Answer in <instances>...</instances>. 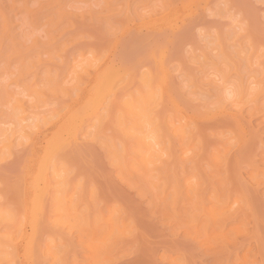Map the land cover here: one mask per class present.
Wrapping results in <instances>:
<instances>
[{"label": "rangeland", "instance_id": "obj_1", "mask_svg": "<svg viewBox=\"0 0 264 264\" xmlns=\"http://www.w3.org/2000/svg\"><path fill=\"white\" fill-rule=\"evenodd\" d=\"M109 67L104 118L81 115L53 157L71 209L48 195L37 221L47 137ZM148 73L174 137L154 164L120 127ZM0 206L15 213L7 264H264V0H0Z\"/></svg>", "mask_w": 264, "mask_h": 264}, {"label": "bare ground", "instance_id": "obj_2", "mask_svg": "<svg viewBox=\"0 0 264 264\" xmlns=\"http://www.w3.org/2000/svg\"><path fill=\"white\" fill-rule=\"evenodd\" d=\"M110 66V65H109ZM108 67V66H107ZM87 68V67H86ZM109 69L110 70H108V69H106V70H102L101 71V73H99L98 72V77L97 78H99V82L98 83H96V86L93 88L92 87V90H91V92H89L90 94H88L87 96L88 97H86L85 96V99L83 100L84 102H85V104H84V102H82V103H80V104H82V105H80V107H78V108H74L75 109V111L73 110L72 112L71 111H69V114L70 115H68V113H66L65 114V112H67V111H65L64 112V114H65V116H66V118L63 116V122H60L59 121V124H57V125H59L58 127H57V131L58 132H53L52 133V135H50L51 137H47V138H45V139H47L46 140V145H44L45 146V148H44V151H43V155L42 156H40L42 159H43V161H42V163H41V165H40V161H39V169H37L38 170V172L36 173V174H34L33 176H31V189H33L32 191H33V193L32 194H34V195H32L33 196V198H30V199H32L31 200V202H30V208H33V209H31V211H30V213L31 212H33L32 214H34V215H32V217L31 218H33V219H36L37 218V216H35L36 214L34 213V212H36L37 213V215H39V213L38 212H40V216H42L41 215V211L42 210H44L43 209V207H44V205H45V203L47 202H45L44 203V205H43V203L41 204V201H43L45 198H49V196L48 195H50V198L52 197V198H54V199H56V200H58V203H60V204H63L64 206H65V210L67 211V212H69L70 211V209H71V207L69 206V203H68V201H69V196H68V193H67V189H66V187H65V181H64V179L62 178H60L59 177V175H58V170H57V166H56V163H55V161H54V159H53V157H54V154H55V151L57 150V149H59V148H61L62 146H64L65 145V143L69 140V139H76V134H77V130H79V129H81V128H79L81 125H82V120H83V115H84V113H85V115L84 116H88L89 117V114H93L94 116H95V118H97V120H99V119H101L102 117L104 118V116H101V115H104V114H102L103 113V111L102 112H100V109H102L103 108V110H104V113H106V111L105 110H107L106 108L108 107L107 105H109V106H111L109 103L107 104V101L112 97V94L113 93H115V94H113L114 95V97L113 98H115V95H117V90H116V87H118V89H119V86L116 84V86L114 87V90H112V92L111 91H105V86H102L101 87V85H103L102 84V82H103V80H105L106 78H108V77H110V76H112L111 74H112V72L113 71H116V70H113L112 69V67L110 68L109 67ZM113 70V71H112ZM109 71V72H108ZM111 71V72H110ZM115 73V72H114ZM108 75V76H107ZM110 75V76H109ZM97 76V75H96ZM116 76V75H115ZM115 76H113V77H115ZM143 76H145V78H143L142 80H143V83H142V87H140V85H135V86H138L137 87V92H136V90H135V92L134 91H132V92H129L127 95H128V98L126 99V101H125V105H126V107H128V110H130L129 112H128V115L127 114H124L123 112L124 111H122L121 110V112H122V115L120 114V118H122V119H120L121 121H120V127H121V125L123 124L124 125V127L125 126H127V128H128V126H129V128L128 129H130V128H133L134 129V133H135V135H134V133H132L131 131L132 130H130V133H132L131 135L133 136H131L132 138H130V137H128L129 138V140L131 139V142H130V144L131 145H133L134 144V146H132L131 147V151H132V149L134 150L135 149V147H139V149H140V151H139V149H138V151L139 152H141L142 150H143V152L145 151L146 153V156H148V158L150 159V161L152 160V162H153V164H154V162H155V158H157L158 157V154H159V151H158V149H157V145H163L162 147H166V142L168 141V140H170L169 139V137H172V136H170L169 135V132H166L165 131V128H163V131H162V128H160L159 129V125H161V124H157L158 123V121H157V119H153L152 118V115H153V112H154V110H151V108H153L154 109V106L156 105V103H155V101H157V97H159L160 95L158 94V96L156 97V95H157V91H156V89H155V87H154V85H153V80L156 78V77H154L153 78V76H152V74H147V75H143ZM106 77V78H105ZM118 77V76H117ZM112 78V77H111ZM102 81H101V80ZM113 79V78H112ZM115 79V78H114ZM119 79H121V78H119ZM106 80H108V79H106ZM106 80H105V83H107L106 82ZM124 80V79H123ZM157 80V79H156ZM162 80V79H161ZM109 81V80H108ZM127 80H126V78H125V80H124V82H126ZM128 81H129V83H130V79H128ZM138 80H136V82H137ZM111 82H112V80H111ZM111 82H109V84H111ZM123 82V81H122ZM115 83V82H114ZM127 83V82H126ZM125 83V84H126ZM138 83V82H137ZM159 83V82H158ZM121 83H119V85H120ZM128 84V83H127ZM140 84V83H139ZM98 85V86H97ZM162 85V84H161ZM107 86V85H106ZM110 86V85H109ZM160 86V85H159ZM97 87H99V90L97 89ZM113 87V86H112ZM112 87H111V89H112ZM139 87H140V89H142V90H140L139 89ZM172 87V86H171ZM93 89H94V91H96V93H94V91H93ZM97 89V90H96ZM106 89H107V87H106ZM158 89H159V87H158ZM172 89H173V87H172ZM101 92V95H103V96H101V95H99V93H97V92ZM105 91V93H103L102 94V92H104ZM170 91V90H169ZM175 91H176V89H175ZM109 92V94L107 95V93ZM172 92L174 93V89L172 90ZM179 92V91H178ZM82 93V92H81ZM93 93L95 94V95H93ZM76 94V93H75ZM109 96L108 98H107V101H106V103H105V100L106 99H104V96ZM175 95V94H174ZM178 95H180V94H178ZM181 96V95H180ZM103 97V98H102ZM154 97H156V98H154ZM181 97H183V96H181ZM78 99V98H77ZM87 99V100H86ZM103 99V100H102ZM112 100V99H111ZM104 101V104H105V106H107L106 108L105 107H103L102 105H101V103ZM110 101V100H109ZM79 102V101H78ZM152 102H154V103H152ZM184 102V101H183ZM75 103H76V101H75ZM129 104V106H128V104ZM151 103L153 104L152 106H151ZM107 104V105H106ZM84 105H86V107H87V109H86V107H84ZM61 106V105H60ZM70 106H71V104H70ZM75 106V105H74ZM73 107V106H72ZM102 107V108H101ZM63 108V107H62ZM82 108V109H81ZM85 108V109H84ZM109 108V107H108ZM71 109V108H70ZM59 110V109H58ZM62 110V109H61ZM72 110V109H71ZM82 110V111H81ZM109 110V109H108ZM80 111V112H79ZM83 111H85V112H83ZM47 112V111H46ZM60 112V111H59ZM58 112V113H59ZM62 112V111H61ZM77 112V113H76ZM99 112V113H98ZM151 112H152V114H151ZM49 113V112H48ZM47 113V116L49 115V114H52V115H54V113H52L51 112V110H50V113L48 114ZM79 113V114H78ZM96 113V114H95ZM44 114H46V113H44ZM43 114V117L45 116ZM75 114V115H74ZM56 115V114H55ZM77 115V116H76ZM79 115L81 116V117H79ZM92 115V116H93ZM101 116L100 118H98L99 116ZM58 116V115H57ZM61 116V115H60ZM91 116V115H90ZM91 116V117H92ZM97 116V117H96ZM123 116V117H122ZM26 117V116H25ZM40 117V119H44V118H41L42 117V115L41 116H38V118ZM49 117H50V115H49ZM52 117V116H51ZM59 117V116H58ZM57 117V118H58ZM78 117V118H77ZM91 117H89V120H90V118ZM128 117V118H127ZM155 117V116H154ZM233 117V116H232ZM235 117V116H234ZM233 117V118H234ZM24 118V117H23ZM37 118V117H36ZM35 118V119H36ZM56 118V117H55ZM60 118V117H59ZM65 118V119H64ZM82 120H81V119ZM85 118V117H84ZM94 118V119H95ZM153 120H152V119ZM236 119L237 118H239V117H235ZM86 120H87V118H85ZM93 119V117H92V120H94ZM125 119H130V120H132L131 122H130V120L129 121H125ZM39 120V119H38ZM45 120H46V118H45ZM50 120H51V118H50ZM56 119H53V121H55ZM234 120V119H233ZM239 120V119H238ZM34 121H36V120H34ZM44 121V120H43ZM79 121V122H78ZM101 121V120H100ZM149 121H150V123L151 124H149ZM151 121H153V123L151 122ZM38 122L41 124V122H40V120L39 121H36V124H35V122H33L34 124L33 125H35V126H39L38 125ZM51 122V121H50ZM56 122V121H55ZM129 122V123H128ZM49 124V120H46V123L45 124ZM52 123H54V122H52ZM57 123V122H56ZM81 123V124H80ZM84 123H85V121H84ZM83 123V124H84ZM89 122H88V120H87V123L86 124H88ZM118 123V122H117ZM168 123H169V121H168ZM167 123V124H168ZM172 123V122H171ZM32 124V123H31ZM43 124H44V122H43ZM44 124V125H45ZM80 124V125H79ZM86 124H84V125H86ZM90 124H91V122H90ZM89 124V125H90ZM27 125H29V123L27 124ZM32 125V126H33ZM42 125V124H41ZM40 125V126H41ZM88 125V126H89ZM150 125H152V126H150ZM164 125V124H163ZM22 126V124L20 125V127ZM24 126H26V124L24 125ZM23 126V127H24ZM31 126V125H30ZM79 126V127H78ZM165 126V125H164ZM21 128V129H24V128ZM37 127H35V128H37ZM42 127V126H41ZM46 127V126H45ZM55 127H56V125H55ZM87 127V126H86ZM158 127V128H157ZM161 127V126H160ZM185 127H186V124H184V123H180L179 125H174V123H172L171 125H170V133L172 132V135H178V137H182V133H183V131H184V129H185ZM30 128V127H29ZM44 128V127H43ZM121 128H123V126L121 127ZM26 129H27V126H26ZM59 129H61L60 131H59ZM84 129V128H83ZM124 129H126V128H124ZM33 130V129H32ZM39 130V129H38ZM55 130V129H54ZM159 130H161V131H159ZM28 132V131H27ZM27 132H26V134H27ZM46 132V131H45ZM123 132V131H122ZM33 133V132H32ZM31 133V134H32ZM126 133H127V131H126ZM166 133V134H165ZM174 133V134H173ZM6 134V133H5ZM28 136H29V134H27ZM167 135V136H166ZM181 135V136H180ZM6 136V135H5ZM4 136V137H5ZM123 136H125V135H123ZM120 137V138H124V137ZM172 138H174V137H172ZM7 139V138H6ZM28 140H30V137L28 138ZM27 140V141H28ZM123 140H125V142H126V145H127V140L126 139H123ZM123 140L121 141V139H120V143H121V147H122V151H123V157H126V154H127V150H126V147H125V143L123 142ZM132 140H133V144H132ZM6 141V140H5ZM25 141V140H24ZM23 142V141H22ZM123 142V143H122ZM4 143V142H3ZM7 143V141L4 143V144H6ZM34 143V142H33ZM30 147V146H29ZM129 147V146H128ZM169 147V146H168ZM25 148H26V146H25ZM2 149H3V147H2ZM5 149H7V148H5ZM109 152H110V150H111V152H112V154L113 153H115L116 155H118V157H119V154H120V149H119V147H109ZM125 150H126V152H125ZM2 151H4V150H2ZM130 151V152H131ZM136 151V150H135ZM110 152V153H111ZM28 153V152H27ZM126 153V154H125ZM131 153H134V152H131ZM139 155V154H138ZM130 156V155H129ZM134 156V155H133ZM132 156V157H133ZM40 157H39V159H40ZM117 157V156H116ZM117 157V158H118ZM138 157V156H137ZM32 158V157H31ZM133 160H134V162L136 163V160L134 159V157L132 158ZM2 160V159H1ZM41 160V159H40ZM123 161H125V159H123L122 158V163H123ZM129 161V160H128ZM127 161V162H128ZM132 161V160H131ZM45 163V164H44ZM131 163V162H130ZM47 164H49V167L48 168H53L52 170H54L55 171V173H57L56 175H54V177L53 176H49L48 175V172H47ZM124 164H126V161H125V163ZM138 164V163H137ZM131 165V164H130ZM139 165V164H138ZM126 166V165H125ZM134 166V165H133ZM149 166H151V164H149ZM148 166V167H149ZM127 167H129V166H127ZM50 168V169H51ZM131 168V167H130ZM130 170V169H129ZM139 170V169H138ZM143 170V169H142ZM146 170H147V168H146ZM53 171V172H54ZM131 171H132V169H131ZM35 172V171H34ZM51 171L49 170V173H50ZM28 173V172H27ZM52 175V174H51ZM57 176V177H56ZM25 181V180H24ZM23 193V192H22ZM52 195V196H51ZM47 196V197H46ZM68 196V197H67ZM45 197V198H44ZM68 198V201L66 200ZM65 200H66V202H65ZM30 201V200H29ZM45 201V200H44ZM60 201V202H59ZM54 202H57V201H54ZM31 203H32V205H31ZM48 203V202H47ZM25 204V203H24ZM34 204V205H33ZM40 204L42 205V209H39V208H41V206H40ZM49 204V203H48ZM22 205V204H21ZM54 205V204H53ZM57 205V204H56ZM27 206V205H26ZM34 206V207H33ZM49 206V205H48ZM47 206V207H48ZM59 206V205H58ZM0 207H2V206H0ZM70 207V208H69ZM7 207H5V208H0V264H7V256L9 257L8 259H9V261H13L11 258H13L14 259V257H12V255L14 254V251H13V249H10L11 248V244H9V243H11L12 241H10L9 239H11V235L9 236V233H11V232H7V217H9V215L11 214L12 216H11V219H9L8 221H12L13 220V214H15L14 212H11L8 216H7V210L8 209H6ZM36 208H38V209H36ZM35 209V210H34ZM53 209V208H52ZM37 210V211H36ZM41 210V211H40ZM46 210H48V212H49V209H46ZM56 210V209H55ZM8 212H10V210H8ZM51 212V211H50ZM20 214H23L22 212L20 213ZM19 214V215H20ZM28 214V213H27ZM18 216V215H17ZM22 216V215H21ZM20 216V217H21ZM24 216V215H23ZM22 216V217H23ZM34 216V217H33ZM40 216H38V218L40 217ZM26 217V216H25ZM14 218H15V216H14ZM24 218V217H23ZM30 218V219H31ZM38 218H37V221H38ZM20 220H22V218H20ZM24 220V219H23ZM32 220V219H31ZM25 221V220H24ZM35 221V220H34ZM37 221H35V224H36V222ZM59 221V220H58ZM57 221V222H58ZM32 222V221H31ZM30 222V223H31ZM114 222V221H113ZM112 222V223H113ZM10 223V222H9ZM23 223V222H22ZM10 224H12V222L10 223ZM19 224V223H18ZM62 224V223H61ZM20 225H21V227H22V224H19L18 226H19V228H20ZM33 225H34V223H33ZM36 226V225H35ZM34 226V227H35ZM106 226V225H105ZM113 228V227H112ZM111 228V229H112ZM30 230H31V226H30V228H29ZM32 229H35V228H32ZM18 230V229H17ZM20 230H22V229H20ZM35 232V231H34ZM8 233V234H7ZM31 233V232H30ZM29 233V234H30ZM36 234V233H35ZM7 236H9V237H7ZM32 237V236H31ZM13 238H14V236H13ZM33 238V237H32ZM8 240H9V242H8ZM17 241V240H16ZM14 243H15V241H14ZM9 245V247H7ZM13 246V245H12ZM15 247V246H14ZM7 248H9L10 249V252H11V250H12V253L11 254H9L10 252H8L9 250L7 249ZM16 251V250H15ZM48 252H50L49 250H48ZM27 253V252H26ZM29 253V252H28ZM22 254V253H21ZM28 255H30V254H28ZM27 256V255H26ZM28 257V256H27ZM30 260V259H29ZM15 262V261H14ZM13 263V262H12ZM15 264V263H14Z\"/></svg>", "mask_w": 264, "mask_h": 264}]
</instances>
